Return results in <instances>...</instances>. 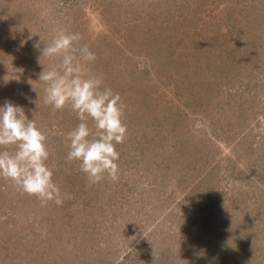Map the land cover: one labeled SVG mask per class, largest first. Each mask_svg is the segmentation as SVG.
<instances>
[{
    "label": "rangeland",
    "instance_id": "obj_1",
    "mask_svg": "<svg viewBox=\"0 0 264 264\" xmlns=\"http://www.w3.org/2000/svg\"><path fill=\"white\" fill-rule=\"evenodd\" d=\"M57 29L82 35L127 105L116 182L66 161L80 121L37 81ZM6 101L47 134L71 199L0 177V264H264V0H0Z\"/></svg>",
    "mask_w": 264,
    "mask_h": 264
},
{
    "label": "clouds",
    "instance_id": "obj_2",
    "mask_svg": "<svg viewBox=\"0 0 264 264\" xmlns=\"http://www.w3.org/2000/svg\"><path fill=\"white\" fill-rule=\"evenodd\" d=\"M82 39L78 32L57 29L51 41L43 43L39 58L42 71L37 81L46 85V105L53 111L70 108L80 121L65 136L69 147L66 161L79 162L89 184H98L106 177L116 182L121 172L116 146L128 136L127 105L104 85L102 74L89 72L88 65L97 56L87 44L81 45ZM42 57L59 58V63L49 66L41 62ZM4 80L7 83L9 79L6 76ZM29 83L39 96L31 80ZM89 119L94 122V132ZM47 140V134L34 118L29 119L22 106L11 101L0 106V177L14 182L22 193L62 206L71 195L62 193L53 180L54 172L47 163L51 155Z\"/></svg>",
    "mask_w": 264,
    "mask_h": 264
}]
</instances>
